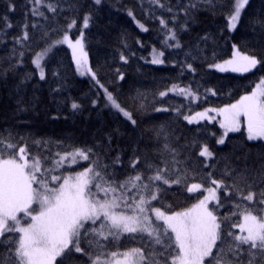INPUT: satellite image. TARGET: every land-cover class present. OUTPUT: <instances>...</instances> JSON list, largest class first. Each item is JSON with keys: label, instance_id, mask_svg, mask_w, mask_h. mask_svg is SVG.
<instances>
[{"label": "snow or ice", "instance_id": "6c2138e0", "mask_svg": "<svg viewBox=\"0 0 264 264\" xmlns=\"http://www.w3.org/2000/svg\"><path fill=\"white\" fill-rule=\"evenodd\" d=\"M250 2L231 0L229 6L228 0H176L172 5L170 0H149L150 4L171 13L172 27L168 26L166 19L160 16L156 18L165 35V46L175 49L182 48L178 31H186L189 21L195 19L197 12L228 8L225 19L227 30L232 32ZM28 3L32 5L31 14L45 20L48 17L40 10L41 7L54 14L60 8V0H28ZM92 3L99 6L102 0H92ZM14 10L10 3L9 11ZM151 14L155 15L154 9ZM128 15L135 19L132 10L128 11ZM181 16L183 23L177 29ZM91 20L92 14L86 13L79 36L73 41L70 31L77 26V20L72 19L61 39L36 54L32 64L41 81L46 79V65L41 61L50 57L53 49L61 44L72 49L78 70L84 68L88 60L84 50V29L89 28ZM252 23L264 31V19L257 17ZM7 26L12 27L11 23ZM27 26L25 24L24 28ZM137 26L142 31L149 30L139 21ZM32 27L40 26L33 23ZM48 35L47 31H42L41 39ZM30 39L27 31H24L16 43L23 44ZM202 39L207 40L208 37ZM20 56L22 58L24 53L21 52ZM162 56L164 52L160 51L151 63H165L159 58ZM185 56L196 58L191 52H186ZM120 59L127 63L123 54ZM21 63L22 59L17 61L16 66L19 67ZM258 65H264V61L255 55L242 53L234 44L232 59L209 66L218 71L250 72ZM183 67L192 73L196 71L192 63H186ZM32 75L26 74L25 78L31 79ZM52 75L58 76V73L54 71ZM120 78L123 79V75ZM92 79L100 83L95 74H92ZM168 91L182 95L186 100L189 97L196 99L195 91L190 86L173 85ZM104 92L108 105L135 128L137 121L133 113L106 88ZM212 94L215 95L214 92ZM159 95L164 97L167 92H160ZM96 103V100L92 101L94 107ZM80 107L76 102L71 104L73 111ZM155 111L167 112L169 109L160 107ZM175 111L180 112L179 109ZM213 111L223 117L219 125L224 133L217 139V144L223 145V137L229 132L240 131L241 117L246 121L247 139L264 140V78L257 84L256 90L242 96L237 103L219 109L210 108L184 118L189 124L199 123L197 117L211 121L214 117L207 116V113ZM151 131L156 146L139 155L140 150L134 149L130 161L131 172L120 179L117 168L122 164L121 156L117 154L111 164L107 163L100 145L79 147L69 143L67 150L57 151L51 157H41L32 155L26 146L18 147V133L0 130V264H71L77 259L73 253L87 256L91 264H112L108 256L113 258L114 264H264V207H259L264 206V165L256 172L247 167L237 172L235 169L229 170L226 165L223 176L230 177L231 184H226L224 179L214 178L212 171L205 173L200 182H190L200 173L188 166L187 157L185 160L179 158L186 152L187 146H178L173 140L174 133L164 125ZM19 139L27 143L29 138L19 136ZM108 140L110 146L111 137ZM33 143L38 148H49L53 142L33 140ZM56 143L59 147H65L64 142ZM192 146H195V142ZM198 155L205 158L204 168L215 167L206 162L214 155L206 144L201 146ZM82 161L88 162L83 170L68 172L69 168ZM209 181L215 188L209 186ZM174 185L185 188L188 193L203 190L208 195L197 197L198 203L192 208L169 213L163 199ZM221 188L225 189V196H229L228 189H231V194L236 197L233 203L240 210L243 222H233L231 228L238 227L240 234L228 227L231 216L238 214L236 211L229 216L218 215L222 203L216 190ZM211 201H216L215 208L209 207ZM242 201L248 204L243 205ZM122 237L137 246L123 251V259H115L118 252L109 253L107 247L111 244L119 248Z\"/></svg>", "mask_w": 264, "mask_h": 264}, {"label": "trees", "instance_id": "16d2710c", "mask_svg": "<svg viewBox=\"0 0 264 264\" xmlns=\"http://www.w3.org/2000/svg\"><path fill=\"white\" fill-rule=\"evenodd\" d=\"M10 3L14 11H9ZM175 3L176 0H170V4ZM228 4L231 5V0H228ZM31 7L28 0H0V130L29 138L26 143L18 136V147L26 146L32 155L51 157L57 151L67 150L69 143L79 147L100 145L107 163L111 164L117 154L121 156L122 164L117 168V173L118 178L123 179L125 174L131 172L133 150L138 148L139 155L153 149L156 145L151 129L164 125L174 133L173 140L178 146H187L186 152L179 158L185 160L187 157L188 166L200 173L190 182H200L205 173L212 171L214 178L224 179L226 184H231V178L223 176L226 165L229 170L235 169L237 172L245 167L256 172L264 165V142L248 141L245 133L240 131L229 134L225 143L218 145L221 130L216 123L204 121L187 124L184 121L185 115L234 103L264 77V65H258L242 75L215 72L209 66L230 58L234 44L242 53L255 55L264 61V31L252 23L254 18L264 19V0H251L233 33L227 30L225 15L228 8L197 12L195 19L189 21L187 30L178 31L181 49L165 46V35L156 17L166 19L168 26L172 27L171 13L150 4L149 0H102L99 6L93 5L92 0H60L63 11L58 8L54 14L48 12L46 7L40 8L47 20L33 16ZM153 9L155 15L151 14ZM129 10L133 11L135 19L128 15ZM89 12L92 20L89 28L84 29V49L88 54V65L100 83L80 78L75 72L70 51L63 46L55 47L51 56L41 61L46 65V79L41 81L32 64L36 54L60 39L72 19L77 20L76 29L81 27L84 15ZM137 21L149 30L141 31ZM8 23H11V28L7 26ZM33 23L40 27L34 29ZM181 23L182 16L177 29ZM25 24L27 28H24ZM76 29L71 32L72 36L78 32ZM24 31L31 39L17 44L16 39ZM42 31L49 34L45 39H41ZM205 36L207 40L202 39ZM152 48L164 52L163 65L155 66L149 62ZM21 52L24 53L22 58ZM186 52H191L196 58L186 57ZM121 54L126 57L127 63L120 59ZM21 59L22 63L17 67V61ZM186 63L193 64L195 73L183 67ZM54 71L58 76L52 75ZM29 73L33 75L31 79H26ZM171 85L190 86L198 97L197 101L192 102L179 95L160 97L159 93ZM57 88L60 90L54 91ZM105 88L133 113L137 121L135 128L118 111L110 108L105 98ZM93 100L97 102L95 107ZM72 102L81 107L73 111ZM160 107L169 111H155ZM175 109L180 112L177 113ZM33 140H51L53 143L49 148H38ZM57 141L64 142L65 147H59ZM204 144L214 154L212 159L206 161L215 165L214 168H204L205 159L198 155ZM87 163L84 161L80 167L87 166ZM208 184L211 186L210 181ZM224 191V188L219 190L222 206L218 209V215L229 216L236 211L238 214L231 216L228 224L231 228V223H240L242 216L234 206L236 197L231 194V189H228L229 196H225ZM202 195L203 191L190 194L185 188L174 185L164 196L163 203L168 206L169 213L183 211ZM242 204L247 205L248 202L242 201ZM231 230L239 233L237 228ZM133 246L137 245L122 237L119 248L110 244L107 251L119 253ZM73 255L77 259L71 264H91L87 256Z\"/></svg>", "mask_w": 264, "mask_h": 264}, {"label": "rangeland", "instance_id": "374dc122", "mask_svg": "<svg viewBox=\"0 0 264 264\" xmlns=\"http://www.w3.org/2000/svg\"><path fill=\"white\" fill-rule=\"evenodd\" d=\"M75 29H76V27L73 28V29H71V31H70V37L73 39V41L75 40V38H77V37L79 36V29H80V27L76 29L78 32H77L74 36H72L71 32H73ZM140 30H141V29H140ZM67 31H68V30H67ZM141 31H142V30H141ZM228 32H229V31H228ZM229 33H233V31H232V32H229ZM61 38H62V37H61ZM61 38H60V39H61ZM53 44H54V43H53ZM53 44H52V45H53ZM52 45H51V47H52ZM59 46L66 47V48L70 51V54H71V57H72V62H73V65H74V69H75L76 74H77L80 78L92 79V74H93V72L91 71V69H90V67H89V65H88V60H87V64L84 66V68L78 70V68H77V66H76V63H75V61H74V59H73V52H72V49H70L66 44H61V45H59ZM84 50H85V49H84ZM159 52H160V50H157V49H155V48H152V49H151V51H150V53H149V57H150L149 62H150V63H151V60L153 59L154 56H158V55H159ZM159 58L163 60L162 57H159ZM232 58H233V47H232V53H231V56H230V58H228L227 60L232 59ZM227 60L220 61V62H217V63H219V64H223V63H224L225 61H227ZM217 63H215V64H217ZM151 64H152V65H155V66L163 65V63H162V64H153V63H151ZM212 65H213V64H212ZM226 67H227V66H226ZM210 69L213 70V71H215V72H219V73H233V74H237V75H242V74H246V73H248V72H233V71H231V70H227V71H218L215 67H210ZM36 70H37V69H36ZM252 70H253V69H252ZM252 70H251V71H252ZM251 71H250V72H251ZM81 72H83V74H81ZM262 78H264V77H262ZM262 78H261V79H262ZM261 79H260V80H261ZM92 80H93V79H92ZM260 80L255 84V86L253 87V89H252L249 93H247V94H245V95H249V94H251L254 90H256V86H257V84L260 82ZM172 86H173V85H171L170 87H168V88H167L166 90H164L163 92H167V95H178V94H175V93H173V92H171V91H168L170 88H172ZM102 89H103V88H102ZM167 95H166V96H167ZM245 95H243V96H245ZM179 96H181L182 98H184V96H182V95H179ZM164 97H165V96H164ZM241 97H242V96H241ZM241 97H240L237 101H235L234 103H232V104H235V103H237L238 101H240ZM184 99H185V98H184ZM197 99H198L197 95H196V99H195V100H192L191 97L188 98V100H190V101H192V102H196ZM230 105H231V104H230ZM227 106H228V105H227ZM223 107H226V106H223ZM223 107H219V108H223ZM110 108H111V107H110ZM219 108H211V109H219ZM111 109H113V108H111ZM207 109H210V108H205V109H202V110H200V111H197V112H194V113H192V114L185 115V116L195 115V113H198V112H205ZM113 110H115V109H113ZM115 111H116V110H115ZM207 116H209V117H214V119H212L211 121H209L208 119H200L199 117H197V119L199 120V123H200V122H204V121L209 122V123H216L217 126L220 128L219 121H221V120L223 119L222 116L217 115V113H216L215 111H213V112H208V113H207ZM240 120H241L240 131H243V132L245 133V135H246V138H247V126H246V121H245L244 117H241ZM184 121H185L187 124H189V123L187 122V120H185V118H184ZM192 124H198V123H192ZM220 130H221V134H220V136L218 137V139L221 138V137L223 136V133H224V129L220 128ZM240 131H236V132H240ZM236 132H229V133L227 134V136H228L229 134H233V133H236ZM227 136L223 137L224 140L226 139ZM247 140H248V139H247ZM248 141H249V140H248ZM255 141H261V142H264V140H253L252 142H255ZM218 145H220V144H218ZM202 158H203V157H202ZM204 159H205V158H204ZM208 161H209V160H208ZM208 161H207V162H208ZM83 162H84V161L80 162V164H78V165H74L72 168H69V169H68V172H75V171L83 170V168L86 167V166L80 167V165H82ZM62 170H63V169H62ZM211 187L215 188L214 185H211ZM219 190H220V189H217V190H216V194H217V197H218V198H219ZM201 191H203V190H201ZM198 192H200V191H198ZM198 192H193V193H190V194H197ZM205 195H208V193H207L206 191H203V195H202L200 198H203V196H205ZM196 203H198V200H197L194 204H192L190 207H188L187 209L192 208L193 205H195ZM214 205H216V201H211V202L209 203V207H210V208H212V206H214ZM187 209H186V210H187ZM183 211H185V210H183ZM242 222H243V220H242V217H241V221H240V223H242ZM237 230H238V232H239V228H238V227H237ZM238 234H240V233H238ZM102 259H103V258H102ZM107 259H109V260L112 262V264H114V260H113V258H111L110 256H108ZM115 259H123L122 252H119L118 255H117V257H116Z\"/></svg>", "mask_w": 264, "mask_h": 264}]
</instances>
